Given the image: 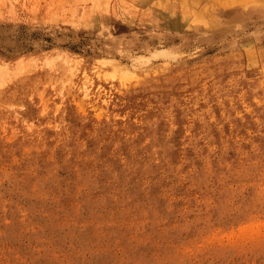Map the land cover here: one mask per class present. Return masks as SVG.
Listing matches in <instances>:
<instances>
[{"label": "rangeland", "instance_id": "obj_1", "mask_svg": "<svg viewBox=\"0 0 264 264\" xmlns=\"http://www.w3.org/2000/svg\"><path fill=\"white\" fill-rule=\"evenodd\" d=\"M247 1L0 0V264H264V0ZM98 70L181 102L83 94Z\"/></svg>", "mask_w": 264, "mask_h": 264}, {"label": "bare ground", "instance_id": "obj_2", "mask_svg": "<svg viewBox=\"0 0 264 264\" xmlns=\"http://www.w3.org/2000/svg\"><path fill=\"white\" fill-rule=\"evenodd\" d=\"M221 1H222L221 3H223L224 5L225 4L230 5L233 3L247 4L249 2L247 0H221ZM124 73H128V72H124ZM126 80H127L126 77L116 75L114 74L113 71L110 72L106 70H98L96 72H90V73L85 74L81 81V83L89 85L88 90L85 91L83 94L88 95V96L94 95L96 97H99V95H103L102 98L106 101L113 99V103L115 105L121 104V105H126L129 108H131V102L128 100L124 102L122 95L124 93H128L132 97L133 91H134L133 87L135 84H138L140 91H148L149 89L150 90L152 89V92L155 93L159 99L163 100L167 97L169 100V104L165 110L175 111L177 109L176 107L181 102L182 92L180 90L179 85H175L174 83H166L168 84L167 88H165L164 86H161L160 88H158V84L155 82L153 83L150 80V78L147 76H142V80H138L137 82H134V84L131 86L128 85L129 83H127ZM79 84L80 82L77 83L76 85H79ZM261 84L262 83L258 82L257 80L251 82V86L254 88L255 91L258 90ZM70 88L71 86L68 89ZM173 88L175 89V92H165ZM201 90H202L201 87L194 85L193 89L191 90V96L196 95L197 93L201 92ZM144 98H147V97H144ZM141 108H144L142 104H141ZM156 110H157V105L153 108L154 113L156 112ZM150 150L153 152V154H161V155H164L167 151L166 148H150Z\"/></svg>", "mask_w": 264, "mask_h": 264}]
</instances>
